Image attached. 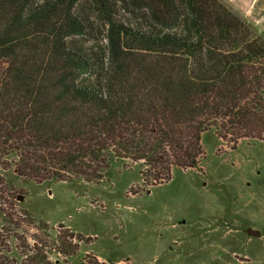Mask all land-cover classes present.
Segmentation results:
<instances>
[{
	"label": "trees",
	"instance_id": "trees-1",
	"mask_svg": "<svg viewBox=\"0 0 264 264\" xmlns=\"http://www.w3.org/2000/svg\"><path fill=\"white\" fill-rule=\"evenodd\" d=\"M119 3L149 28L118 19ZM86 10L105 29L100 51L73 43ZM208 131L233 143L264 132V34L220 0H0L2 169L75 189L131 160L158 185L197 167ZM16 198L0 191V264H54L46 242L19 233L36 226ZM62 244L59 254H75Z\"/></svg>",
	"mask_w": 264,
	"mask_h": 264
},
{
	"label": "rangeland",
	"instance_id": "rangeland-1",
	"mask_svg": "<svg viewBox=\"0 0 264 264\" xmlns=\"http://www.w3.org/2000/svg\"><path fill=\"white\" fill-rule=\"evenodd\" d=\"M220 1L264 34V0ZM126 8L118 4V19L149 28L141 11ZM86 12L92 14L86 34L69 40L100 51L105 29L97 15ZM202 146L196 168L176 167L171 180L158 185L145 183L140 163L118 160L109 179L75 189L64 182L27 183L12 168L0 167V191L14 193L16 208L34 218L36 227L22 225L19 233L26 230L31 245L35 235L46 242L54 264H90L94 258L106 264H239L247 259L240 264H264V237H253V247L233 238L239 228L235 213L245 219L253 214L264 233V132L233 143L208 131ZM40 223L47 227L38 229ZM71 232L83 240L71 239ZM65 239L76 245L74 255L58 253ZM9 244V255H16L18 242Z\"/></svg>",
	"mask_w": 264,
	"mask_h": 264
},
{
	"label": "crops",
	"instance_id": "crops-1",
	"mask_svg": "<svg viewBox=\"0 0 264 264\" xmlns=\"http://www.w3.org/2000/svg\"><path fill=\"white\" fill-rule=\"evenodd\" d=\"M235 215H237L236 217H235ZM246 217V216H245ZM251 217H254L253 216V214H251ZM251 217H247L246 219L245 218H243L239 213L237 214V213H235L234 214V218H233V220L236 222V223H238V229H234V232H236L237 233V235L236 236H233V238H234V240H238V242H243V243H239V244H242V246H250L251 244H252V239H253V237H255V236H250V235H248L247 234V232H246V229L248 228V227H251V228H254V229H258V230H260V232H261V235L258 237V238H262V237H264V233H263V228H262V226L260 225V224H258V223H256V222H254L253 220H254V218H251ZM230 230V232H232V229H229ZM245 243V244H244ZM241 246V247H242ZM250 247H253V246H250ZM252 248H250L249 249V252H252V251H250ZM233 253H235V251L233 252ZM248 256H249V258H250V253L249 254H247ZM251 259H247L246 261H250ZM246 261H244V260H242V261H239V264L240 263H249V262H246ZM56 263H58V261L56 262ZM55 263V264H56Z\"/></svg>",
	"mask_w": 264,
	"mask_h": 264
},
{
	"label": "water",
	"instance_id": "water-1",
	"mask_svg": "<svg viewBox=\"0 0 264 264\" xmlns=\"http://www.w3.org/2000/svg\"><path fill=\"white\" fill-rule=\"evenodd\" d=\"M246 232H247V234L250 235V236L259 237V236L261 235L260 230H258V229H254V228H251V227H248V228L246 229Z\"/></svg>",
	"mask_w": 264,
	"mask_h": 264
},
{
	"label": "bare ground",
	"instance_id": "bare-ground-1",
	"mask_svg": "<svg viewBox=\"0 0 264 264\" xmlns=\"http://www.w3.org/2000/svg\"><path fill=\"white\" fill-rule=\"evenodd\" d=\"M243 1H244V0H243ZM249 2H251V0H250ZM248 5H249V4H248ZM250 5H251V4H250ZM250 5H249V6H250Z\"/></svg>",
	"mask_w": 264,
	"mask_h": 264
}]
</instances>
